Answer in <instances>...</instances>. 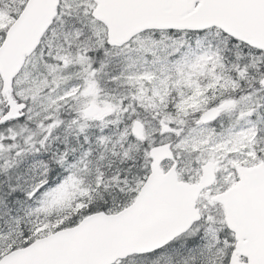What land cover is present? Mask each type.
Segmentation results:
<instances>
[{"label": "snow or ice", "instance_id": "obj_1", "mask_svg": "<svg viewBox=\"0 0 264 264\" xmlns=\"http://www.w3.org/2000/svg\"><path fill=\"white\" fill-rule=\"evenodd\" d=\"M0 264H264V0H0Z\"/></svg>", "mask_w": 264, "mask_h": 264}]
</instances>
